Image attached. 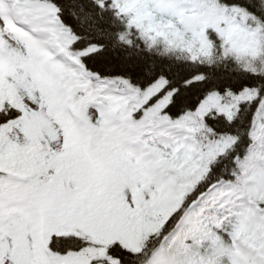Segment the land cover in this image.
<instances>
[{
  "label": "snow or ice",
  "instance_id": "snow-or-ice-1",
  "mask_svg": "<svg viewBox=\"0 0 264 264\" xmlns=\"http://www.w3.org/2000/svg\"><path fill=\"white\" fill-rule=\"evenodd\" d=\"M0 264H264V0H0Z\"/></svg>",
  "mask_w": 264,
  "mask_h": 264
}]
</instances>
